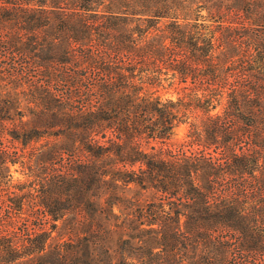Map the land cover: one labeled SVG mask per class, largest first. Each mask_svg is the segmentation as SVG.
<instances>
[{"label":"trees","instance_id":"obj_1","mask_svg":"<svg viewBox=\"0 0 264 264\" xmlns=\"http://www.w3.org/2000/svg\"><path fill=\"white\" fill-rule=\"evenodd\" d=\"M0 264H264V0H0Z\"/></svg>","mask_w":264,"mask_h":264},{"label":"rangeland","instance_id":"obj_2","mask_svg":"<svg viewBox=\"0 0 264 264\" xmlns=\"http://www.w3.org/2000/svg\"><path fill=\"white\" fill-rule=\"evenodd\" d=\"M167 94V93H166ZM184 127V125L183 126H181V128H183ZM182 132L181 131H179V135L181 134Z\"/></svg>","mask_w":264,"mask_h":264}]
</instances>
